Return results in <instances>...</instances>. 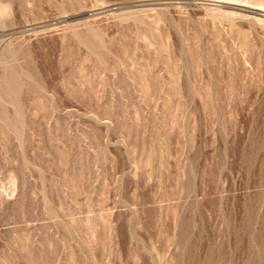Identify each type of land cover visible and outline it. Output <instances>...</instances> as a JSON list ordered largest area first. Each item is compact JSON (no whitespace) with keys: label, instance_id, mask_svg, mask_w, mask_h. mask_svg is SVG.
Returning a JSON list of instances; mask_svg holds the SVG:
<instances>
[{"label":"rangeland","instance_id":"1","mask_svg":"<svg viewBox=\"0 0 264 264\" xmlns=\"http://www.w3.org/2000/svg\"><path fill=\"white\" fill-rule=\"evenodd\" d=\"M0 264H264V0H0Z\"/></svg>","mask_w":264,"mask_h":264}]
</instances>
